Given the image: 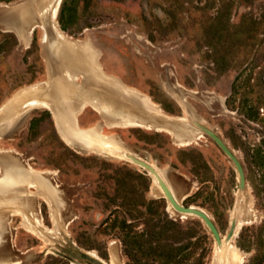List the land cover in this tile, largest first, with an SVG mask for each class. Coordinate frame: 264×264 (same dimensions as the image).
Returning <instances> with one entry per match:
<instances>
[{"label":"rangeland","instance_id":"374dc122","mask_svg":"<svg viewBox=\"0 0 264 264\" xmlns=\"http://www.w3.org/2000/svg\"><path fill=\"white\" fill-rule=\"evenodd\" d=\"M25 1L0 0V108L21 89L49 80L42 28L27 47L5 25L20 23L27 36L40 23L14 10ZM56 21L71 39L91 43L81 61L90 74L97 75L98 62L144 95L130 99L148 109L152 127H112L87 107L81 128L98 125L128 154L169 170L161 176L176 201L208 214L229 247L221 256L205 222L176 212L129 157L73 150L48 109L28 113L18 104L3 114L0 131V161L15 172L13 183L0 182V264H91L92 253L112 264L114 245L121 264H264V0H62ZM157 110L180 117L188 130L173 135L155 123ZM194 121L238 157L244 190L236 165ZM24 196L46 239L26 229L37 224L19 203ZM14 211L30 217L27 225ZM244 214L248 223L240 227Z\"/></svg>","mask_w":264,"mask_h":264},{"label":"bare ground","instance_id":"6f19581e","mask_svg":"<svg viewBox=\"0 0 264 264\" xmlns=\"http://www.w3.org/2000/svg\"><path fill=\"white\" fill-rule=\"evenodd\" d=\"M61 1L62 0H26L23 4L14 7V10L17 9V12L21 11L25 15L26 21H29L34 17H38L40 23L34 24L28 30L27 36H25L24 34L23 27H21L20 29H15L14 27L8 26L7 24V28L14 31L18 38L23 41L27 47H29L30 45L33 32L37 28H42L43 30L41 39L43 43L42 47L44 50L42 53L48 63V73H57L63 75V79H61V81L56 80L54 82L55 85H57L60 97H56L58 112H55L53 117L58 125V128L56 129L61 139L68 146L73 148V150L75 149L82 153L92 152L102 156H111L117 158L128 157V155L131 154H128L129 152H127V149L124 146L125 143L123 144L121 140L118 139L115 135H106V133H103L102 129L98 127V125L90 129L81 128L79 124V117L87 107H90L99 112L102 116V119L112 127L148 128L151 130L152 127L148 126V120L144 117V112L148 109L130 99L132 95L142 96L143 94L137 89L124 84L120 78L108 74L98 62L97 75L93 76L89 73L87 65H83L81 61L84 60L85 49L91 48L92 45L89 40L80 41L71 39L60 29L56 21V17L58 15ZM47 20L49 21L48 24H46ZM58 41L63 42L69 47L77 49V56L75 60H67V57L62 58L61 61L57 62L50 60V48H61V46L58 44ZM96 61H98V57L96 58ZM44 84H48V82L37 83L21 89L13 96V98L9 99L2 108H0V131L7 123V119L3 114L9 113L12 106L23 104L24 111H28V113L37 108L49 109L48 98H50V96L47 92H44ZM186 99L187 98H184V100H182L184 109L187 112L186 107H189L191 112L187 114V118L192 119V117L194 116V111L186 101ZM156 112L160 116L165 117V114L161 110H157ZM69 131L74 132L75 134L78 133L77 135H79V138L77 139V143H71L69 141ZM153 168L157 169L160 175L162 173V175L165 176H167V172L169 171L167 170L166 172V170H161L155 165L153 166ZM36 174L43 175L44 173L36 172ZM14 177V166L10 163L8 165H4L0 161V182H3L7 185L8 182L10 183L13 181ZM153 191L155 194L163 195V191L159 186V181L155 176H153ZM41 196L43 197V195ZM19 203L24 205L30 213L32 212V206L28 203L26 196H24ZM242 205L243 200H241V198L239 197L238 201L236 202L235 210L237 212L240 211ZM250 209L253 211L252 205L250 206ZM169 210L173 212L174 209L169 207ZM12 213H18V215L20 214L24 219V225H27L30 220V217L25 212L14 211ZM51 213L52 217L56 218V215L53 212ZM31 215L35 217L37 226L26 227V229L34 235L46 239L47 229L44 230V225L34 213H31ZM246 223H248V221H241L239 226L241 227ZM228 247L229 244L223 242V244L219 247V254L221 256H225ZM111 253L112 264H121L122 262L119 263L117 258L115 245L112 247ZM238 253L240 257L243 258V255L240 252ZM92 255L97 257V254L95 255V253H92Z\"/></svg>","mask_w":264,"mask_h":264},{"label":"water","instance_id":"95a60500","mask_svg":"<svg viewBox=\"0 0 264 264\" xmlns=\"http://www.w3.org/2000/svg\"><path fill=\"white\" fill-rule=\"evenodd\" d=\"M48 20L46 21V24H48ZM8 24V26H12L15 29H20L22 26L20 23H6V25ZM59 45L61 46L60 49H55L50 48V52H49V57L51 61L57 62V61H61L62 58L67 57V60H75L76 56H77V49L73 48V47H69L66 44H64L61 41H58ZM61 79H63V75L62 74H49V80L47 81L48 84H44L43 85V89L45 90L44 92H47L48 95L50 96V98H48V110L50 111L52 117L54 115L55 112H58V105H57V101H56V97H60L59 96V91L57 89V85H55V81H61ZM180 93V94H179ZM178 94L181 96H184V94L182 93V91H178ZM40 100V99H39ZM31 104V103H29ZM184 109V108H183ZM187 113H190L191 110L189 109V107L187 108ZM166 116V115H165ZM180 117H171V116H167V117H157L154 118L155 123L165 126L167 127V129L173 134V135H179L183 132H186V130H188V127L190 126L187 123H184V121L182 119H179ZM54 119V117H53ZM55 122V126L56 128H58V125L54 119ZM194 126L198 127L199 129H201L203 132H205L208 136H210L218 145L219 147L226 153V155L231 159V161L236 165L237 170L239 172L240 175V188L242 190L245 189L246 186V175H245V171H244V167L242 165V163L240 162V160L238 159V157H236V155L228 148V146L224 143V141L213 131L202 127L197 121H194ZM69 141L71 143H77V139L79 138V135L75 134L74 132L69 131ZM73 133V134H72ZM130 161H132L133 163L139 165L140 167L144 168L145 170H147V172L149 173V176L153 175L156 177V179L159 181V186L161 187L162 191H163V197L165 199H167L169 205L171 204V206L175 209L176 212L178 213H185L188 215H192L195 217H198L200 219H202L205 224L207 225V227L210 229V231L212 232L213 236L215 237L218 246H221L222 243V238H221V234L217 228V226L215 225V223L212 221V219L210 218V216L208 214H206L204 211L198 210V209H194L192 207H185L182 204H179L176 199L174 198V196L172 195L171 191L168 188V185L166 184V182L164 181V179L162 178V176L158 173V171H156L154 168H152V166L147 163L144 162L140 159H137L136 157L132 156V155H128ZM235 216L238 217L237 211L235 213ZM242 218L245 221H248V215L244 214L242 216ZM238 219V218H237ZM236 227H237V220H234L232 222V228L231 231L226 239L227 242H230L234 235H235V231H236ZM90 258V257H89ZM91 264H106L104 263V261L99 258L98 256L95 257Z\"/></svg>","mask_w":264,"mask_h":264},{"label":"trees","instance_id":"16d2710c","mask_svg":"<svg viewBox=\"0 0 264 264\" xmlns=\"http://www.w3.org/2000/svg\"><path fill=\"white\" fill-rule=\"evenodd\" d=\"M126 235H128V236H126V239L129 238V234L126 233Z\"/></svg>","mask_w":264,"mask_h":264}]
</instances>
